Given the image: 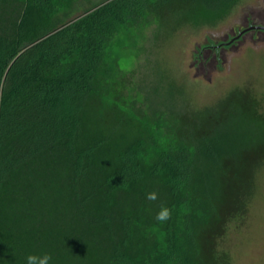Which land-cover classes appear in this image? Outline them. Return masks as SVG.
I'll return each mask as SVG.
<instances>
[{
    "label": "trees",
    "instance_id": "1",
    "mask_svg": "<svg viewBox=\"0 0 264 264\" xmlns=\"http://www.w3.org/2000/svg\"><path fill=\"white\" fill-rule=\"evenodd\" d=\"M76 2L0 0V264L43 252L51 264H219L217 239L264 159L248 177L251 130L224 135L223 99L187 111L192 125L125 104L114 44L142 4L105 0L72 17ZM184 2L196 24L212 26L239 4Z\"/></svg>",
    "mask_w": 264,
    "mask_h": 264
},
{
    "label": "rangeland",
    "instance_id": "2",
    "mask_svg": "<svg viewBox=\"0 0 264 264\" xmlns=\"http://www.w3.org/2000/svg\"><path fill=\"white\" fill-rule=\"evenodd\" d=\"M103 1L77 0L72 17ZM126 1L142 4L143 15L128 18L114 44V91L147 117L154 110L171 111L188 116V125L195 117L187 111L215 108L223 99L215 112L224 135L241 137L251 130L250 157L243 159L250 172L252 163L264 158V119L254 116L251 100L259 101L264 115V29L247 28L264 24L257 23L264 22V0H239L214 26L196 24L184 0ZM233 115L239 117L237 124L228 121ZM253 179L252 194L217 239L219 264H264V159Z\"/></svg>",
    "mask_w": 264,
    "mask_h": 264
},
{
    "label": "clouds",
    "instance_id": "3",
    "mask_svg": "<svg viewBox=\"0 0 264 264\" xmlns=\"http://www.w3.org/2000/svg\"><path fill=\"white\" fill-rule=\"evenodd\" d=\"M148 200H156L158 193L151 191L146 194ZM171 216V210L167 206H162L155 215L157 221H167ZM52 256L48 252L43 253H30L25 257V264H51Z\"/></svg>",
    "mask_w": 264,
    "mask_h": 264
},
{
    "label": "water",
    "instance_id": "4",
    "mask_svg": "<svg viewBox=\"0 0 264 264\" xmlns=\"http://www.w3.org/2000/svg\"><path fill=\"white\" fill-rule=\"evenodd\" d=\"M247 29H264V25L263 24L252 25Z\"/></svg>",
    "mask_w": 264,
    "mask_h": 264
}]
</instances>
